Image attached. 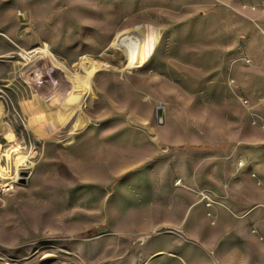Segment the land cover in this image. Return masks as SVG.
<instances>
[{
  "label": "rangeland",
  "instance_id": "rangeland-1",
  "mask_svg": "<svg viewBox=\"0 0 264 264\" xmlns=\"http://www.w3.org/2000/svg\"><path fill=\"white\" fill-rule=\"evenodd\" d=\"M8 183L0 264H264V0H0Z\"/></svg>",
  "mask_w": 264,
  "mask_h": 264
},
{
  "label": "bare ground",
  "instance_id": "bare-ground-1",
  "mask_svg": "<svg viewBox=\"0 0 264 264\" xmlns=\"http://www.w3.org/2000/svg\"><path fill=\"white\" fill-rule=\"evenodd\" d=\"M32 53L30 54V52H22V57L25 58V60H31L32 58H34L35 56H50V58H52L55 62L59 63L65 70H68L67 67L58 62L57 59L55 58V56L53 55V53L49 50V48L46 46V45H43V46H39L37 48H35L33 51H31ZM69 71V70H68ZM159 116H162V113L159 112L158 114ZM66 116V115H64ZM67 117V116H66ZM21 168H18V172H17V175L19 177V173L22 172V170H25L27 168H29L31 165H32V161L31 160H28V159H24V160H21ZM5 186V187H3ZM3 186H0V191L2 189V191H6V190H9V189H12L13 188V185H11V183H8V184H5ZM3 187V188H2Z\"/></svg>",
  "mask_w": 264,
  "mask_h": 264
},
{
  "label": "water",
  "instance_id": "water-1",
  "mask_svg": "<svg viewBox=\"0 0 264 264\" xmlns=\"http://www.w3.org/2000/svg\"><path fill=\"white\" fill-rule=\"evenodd\" d=\"M20 175H21V176L19 177V178H20V182H25V180H24V176H22V175H26V172H21Z\"/></svg>",
  "mask_w": 264,
  "mask_h": 264
},
{
  "label": "crops",
  "instance_id": "crops-1",
  "mask_svg": "<svg viewBox=\"0 0 264 264\" xmlns=\"http://www.w3.org/2000/svg\"><path fill=\"white\" fill-rule=\"evenodd\" d=\"M200 202H202V201H201V200H198V201H197V203H200Z\"/></svg>",
  "mask_w": 264,
  "mask_h": 264
},
{
  "label": "built area",
  "instance_id": "built-area-1",
  "mask_svg": "<svg viewBox=\"0 0 264 264\" xmlns=\"http://www.w3.org/2000/svg\"><path fill=\"white\" fill-rule=\"evenodd\" d=\"M4 187H5V186H4ZM2 188H3V187H2ZM1 191H2V189H1ZM1 191H0V192H1Z\"/></svg>",
  "mask_w": 264,
  "mask_h": 264
}]
</instances>
